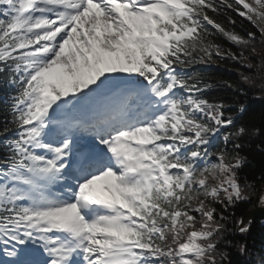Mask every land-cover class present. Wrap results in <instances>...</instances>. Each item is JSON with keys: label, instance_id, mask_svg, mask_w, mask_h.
<instances>
[{"label": "snow or ice", "instance_id": "snow-or-ice-1", "mask_svg": "<svg viewBox=\"0 0 264 264\" xmlns=\"http://www.w3.org/2000/svg\"><path fill=\"white\" fill-rule=\"evenodd\" d=\"M222 61L264 87V0H0V264H224L261 130Z\"/></svg>", "mask_w": 264, "mask_h": 264}, {"label": "trees", "instance_id": "trees-1", "mask_svg": "<svg viewBox=\"0 0 264 264\" xmlns=\"http://www.w3.org/2000/svg\"><path fill=\"white\" fill-rule=\"evenodd\" d=\"M214 39L225 47H234L223 36L216 35ZM214 65L215 67H205L206 65L198 64L193 66L192 72L201 73L214 80H227L238 83L247 93L238 97L247 106V111L239 117L237 122L244 123L249 127L256 126L261 130L259 135L251 138L245 137L244 147L240 150L241 155L246 157L244 165L240 169V183L245 194L254 198L257 188L264 184V87L260 86V80H257L253 85L243 83L236 71L240 66L234 62L222 61ZM208 95L210 97H224L226 103H231L230 98L235 97L236 94L230 89L221 87L209 92ZM244 177H247V182H251L254 187H246ZM262 192H260V195ZM248 199L239 202L234 208L228 210L229 213L234 214L229 217L227 225L229 234L226 235V239L232 242V247L227 249L229 256L225 258L224 264H228L229 260L232 264H243L245 257L241 256L238 251V247L242 243L247 244L248 249L253 252L264 250V226L259 224L257 219L250 222L249 230L246 233L241 234L235 228V220L241 218L252 207V202ZM262 205L264 206V204ZM221 250L224 249L221 248Z\"/></svg>", "mask_w": 264, "mask_h": 264}, {"label": "water", "instance_id": "water-1", "mask_svg": "<svg viewBox=\"0 0 264 264\" xmlns=\"http://www.w3.org/2000/svg\"><path fill=\"white\" fill-rule=\"evenodd\" d=\"M262 216H263L262 208L257 207L254 210L247 212L244 215L243 220H244L245 224H247L249 222L250 218L262 217Z\"/></svg>", "mask_w": 264, "mask_h": 264}, {"label": "rangeland", "instance_id": "rangeland-1", "mask_svg": "<svg viewBox=\"0 0 264 264\" xmlns=\"http://www.w3.org/2000/svg\"><path fill=\"white\" fill-rule=\"evenodd\" d=\"M211 179V178H210Z\"/></svg>", "mask_w": 264, "mask_h": 264}]
</instances>
